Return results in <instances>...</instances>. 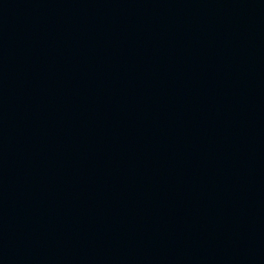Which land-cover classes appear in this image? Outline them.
Instances as JSON below:
<instances>
[{"label": "water", "instance_id": "obj_1", "mask_svg": "<svg viewBox=\"0 0 264 264\" xmlns=\"http://www.w3.org/2000/svg\"><path fill=\"white\" fill-rule=\"evenodd\" d=\"M0 264H264V0H0Z\"/></svg>", "mask_w": 264, "mask_h": 264}]
</instances>
